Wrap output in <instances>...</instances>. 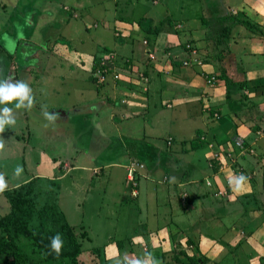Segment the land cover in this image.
Returning <instances> with one entry per match:
<instances>
[{"label":"rangeland","instance_id":"374dc122","mask_svg":"<svg viewBox=\"0 0 264 264\" xmlns=\"http://www.w3.org/2000/svg\"><path fill=\"white\" fill-rule=\"evenodd\" d=\"M12 1L17 0H0V19L1 13L8 10L2 7V3ZM99 1L97 0V5L93 8L97 15L104 14L108 17L115 3V12L119 21L129 23L132 19L136 20L144 15V18H151L153 26L160 29L173 26L171 22L179 18V6L182 5V14L185 13L190 19L191 34L199 35L204 32L208 35L225 31L229 33L228 28H235V21L244 18L241 14H230L229 10L225 9V5L228 4L225 0H156V3H152L151 0H116V2L103 0L104 9ZM6 6L8 7L7 4ZM107 17H104L105 21L99 19L98 25L91 23L89 28L80 30L81 41L76 46L86 48L85 52L92 50L96 55L98 53L103 56L104 51H99L97 48L98 35L102 37V43L105 46L117 49ZM102 26L104 28H101ZM178 31H174V39L177 42L188 37L182 27L178 28ZM187 31L189 34L190 31ZM204 43L205 46L209 44L207 49L211 48L214 46L213 37ZM120 49L124 50L121 47ZM206 50L201 52L206 53ZM201 52L198 58L204 61L207 58ZM116 54L117 60L121 61L119 58L122 53L116 50ZM84 56L86 58L84 69L76 68L73 72L64 69L62 74H66V79H62L63 83L52 78L55 85L62 86L54 88V94L46 99L38 98L36 101L33 93L36 90L31 85L34 83L25 81L33 96V106L30 110L26 108L27 101L22 108L16 107L18 103L16 100L0 104V113L4 108L11 109V116L15 120L12 125L6 124L4 130L0 132V141L3 142V149H0V175L3 176L7 185L5 190L0 192V217L9 210L7 192L33 178L30 196L33 199L34 209L42 204H54L63 212L68 224L81 242V251L76 256L75 263L64 259L35 264H132L133 261H140L141 264H149V261L151 264H248L252 257L253 260H257L260 251L254 244L259 245L260 236H257L258 239L250 240L248 229L242 226L230 228L225 234L224 227L216 230V224H211L217 215L213 216L206 208V204L201 207L202 203L195 194L192 196L193 204L187 215L188 225L193 230L188 231L189 233H179L174 230L172 236L174 235L179 242L176 244V240L173 241L170 250L159 249L162 250L160 252L154 248L147 233L142 212L139 213V209L142 210L139 203H142L143 191L153 192L152 187L155 185L158 188L168 187L174 194L175 191L186 186L185 189H189L185 179H190L191 176L197 181V185L205 190L207 198H211L213 203L218 202L215 199L220 196L212 194L213 184H215L212 178L216 177V180L219 178L217 174L212 175L208 172L209 167L206 166L205 161V154L209 149L203 146L196 148L193 153H185L175 148L177 144L171 147L165 145L169 135L173 137L172 142L176 143H178L177 138L180 137L184 138L183 142H187L191 133H200L195 137L203 139L205 133L197 113H202L199 109L202 102L208 103L202 95L212 89L208 88L200 71L207 72L208 67L192 64L193 66L187 68L192 73V84L190 83L185 91H180L179 95L182 96L183 103L179 106L176 99L172 98L170 99L172 104L169 107L164 102L156 104V108L149 105L146 114L123 119V122H129L134 126L131 127L133 133L127 136L124 132H116L115 126L110 122L105 121L103 124L99 119L105 113L109 114L110 109L103 102L97 103V94L92 91L95 90L94 84L91 85L93 89L88 85L90 81L87 79L89 75L86 67H88L89 56ZM16 62L19 63L18 60ZM178 64L181 65L180 60ZM105 66H110L109 59L105 60ZM1 67L3 66L0 64V83L6 85L7 82L2 78L3 68ZM213 73L215 74L216 71ZM19 74L25 73L19 71L18 78ZM231 75L234 80L241 78L238 73H231ZM72 76L78 77L77 80L73 81ZM83 78L88 81H83ZM10 83L15 84L11 80L8 81V84ZM216 83L217 80L214 85ZM234 83L227 86L228 92H237V85ZM222 88L219 89L223 91ZM178 91L176 88L175 92ZM118 99L116 103L119 104ZM94 105L101 106L97 109V113L94 111ZM245 105L241 104L239 99L230 100L228 105L225 103L221 105V116L227 119L232 118L233 115L228 109L231 108L241 111L242 116L245 117L252 112ZM44 111L55 115L56 119L51 122L46 120ZM257 144L256 148H258ZM130 156H133L134 159L131 160L134 162L139 163L137 160H143L144 171L147 168L153 170L149 172L152 179L150 180L152 182L148 183L150 190L147 189L148 184H146L148 178L138 177L136 199H131L129 184L125 179V169L118 164L127 162L126 157ZM109 162L118 163L102 168L103 172H108V182L102 184L101 189L98 190L97 187L101 183L97 184V176H106V173L101 172L100 167ZM75 164H80L84 168L69 169ZM17 166L22 169L19 175L16 174ZM98 173L101 174L98 175ZM176 179L181 180L178 182L182 183L181 186L178 184L180 187L176 186ZM205 180H209L211 186H206ZM222 184L221 181L218 182V186ZM176 195L178 197V194ZM178 203V207L182 210L187 208V204ZM217 210L219 211L217 206L213 205L212 212L217 213ZM195 212L201 214V217L197 218ZM227 215L228 217L224 219L226 225H229L234 219V212ZM159 222L165 224L167 218L161 217ZM34 224L35 221L30 223L32 226ZM188 234L197 241L194 247L186 241L189 239ZM3 237L5 235L0 227V239ZM14 241L21 250H28L29 246L23 237L17 236ZM111 244L115 245L119 251L116 255L107 252L106 258V246L109 247ZM9 251L10 247L6 252H0V264H17ZM172 254L178 256L181 262L173 260ZM190 257H193L196 262H189Z\"/></svg>","mask_w":264,"mask_h":264},{"label":"crops","instance_id":"0c3cea01","mask_svg":"<svg viewBox=\"0 0 264 264\" xmlns=\"http://www.w3.org/2000/svg\"><path fill=\"white\" fill-rule=\"evenodd\" d=\"M102 1L100 0L99 4L104 9L105 2ZM110 1L116 2V0ZM151 1L156 3V0ZM225 1L228 2L225 9H228L230 14H241L244 18L236 20L235 28H228L229 33L226 31L215 32L216 34L212 35H208L207 32L201 33V35L191 34L190 19L185 13L182 14V5L179 6V18L171 22L173 26L160 29L153 26L151 18H144V15L136 20L132 19V22L129 23L119 21L115 12V3L108 17L104 14L97 15L93 9L97 5V0H17L2 3V7L5 10L8 9L1 13L2 18L0 19L2 78L7 82L6 85L10 80L15 83L25 81L34 83L31 85L36 90L33 92L35 100L46 99L54 94V88L62 86L55 85L52 78L63 83L62 79H66V74H62L63 70L67 69L73 72L76 68L84 69L86 63L84 55H88L89 63L86 67L89 75L87 79L90 81L88 85L92 88L91 85L94 84L95 90L92 88V91L97 94V103L103 102L110 109L109 114L105 113L102 118H98L103 124L108 121L114 125L116 132H124L125 135L130 136L133 133L131 127L134 126L129 122H123V119L146 114L149 105L156 108V104L164 102L169 107L172 104L170 100L172 98L176 99L177 106L183 103L179 93L188 89L190 83L192 84V73L187 68L195 65L181 66L178 64V61L187 54L183 47L184 43H190L195 47L197 54H200L209 45L207 43L205 46L204 42L213 37L214 46L207 49L206 53L201 52L207 59L203 61L199 58L201 63L197 65H205L209 69L207 72L200 70L202 76L212 74L214 77L216 76L217 80V83L213 84L214 86L208 87L212 89L202 95V98H206L208 103L202 102L199 106L202 113H197V117L201 120L200 125L203 128V133H205L204 140L199 146L191 147L193 143L198 144L199 139L195 135L200 133L189 134L187 142H183L184 138H177L178 143L172 142L173 137L169 135L170 141L168 142L167 138L165 145L171 147L173 144H177L175 148L181 149L185 153H193L196 148L206 146L207 150L209 149L205 154L206 166L209 167L208 172L212 175L217 174V178H219L218 180L216 177L212 178L215 181L213 184L215 187H213L223 188L224 184L222 183L225 178H229L232 184L229 186L226 196L215 199L218 200L216 203H213L211 198H207L205 190L197 185V181L192 176L190 179H185L189 189H185L187 186L177 192L173 189L174 194L168 187L158 188L154 185L153 192L143 191L144 197L142 203H139L142 210L139 209V213L142 212L147 225V233L154 248L170 250V245L176 240L174 235L172 236L174 230L179 233L193 230L188 225L187 215L193 204L192 196L195 194L202 203L201 207L206 204V208L212 215H217L211 224H216V230L224 227L225 234L230 228L235 229L237 226H242L248 229L250 240L258 239L257 236H260L259 245L254 244L260 251L259 257L257 260H253L252 257L248 264H264V217L262 211L264 187L261 186V175L264 173V0ZM104 17H107L106 20L108 19L112 27L113 41L118 48L105 46L102 43V37L97 35L98 50L104 51V55L110 57L106 81L97 84L92 77V69L95 61L102 54L97 53L96 55L92 50L85 52L86 48L77 47L76 44L81 41L80 30L84 31L85 28H89L91 23L98 25L99 19L105 21ZM90 20L92 21L90 22ZM143 21L146 23L144 24ZM54 24H56L55 27ZM181 27L188 37L177 42L174 39V31H178V28ZM187 30L190 31L189 34ZM10 44L11 46H9ZM120 47L124 50H121ZM116 50L122 53L119 58L121 61L117 60ZM17 60L19 63L16 62ZM19 71H23L26 75L19 74L18 78ZM213 71L216 73L214 74ZM76 72L78 73L77 70ZM231 73H238L241 78L234 80ZM72 78L73 81H76L78 77L72 76ZM87 79L83 78L82 80L88 81ZM233 82L237 85V92H228L227 86ZM220 87H223V91L219 89ZM176 88L179 90L177 93L175 92ZM42 89L45 90L42 91ZM116 99L119 104L116 103ZM233 99H239V102L246 104L245 107H248V110L252 112L243 117L241 111L228 108L233 115L232 118L222 117L221 105L224 103L228 105L229 101ZM100 107L93 106L95 113ZM27 134L30 136L29 132ZM233 136L242 139L243 149L241 151L234 145ZM191 139H195V141L192 142ZM256 144L258 148L255 147ZM249 149L251 152L248 151ZM214 152L217 153L216 157H212ZM131 159H134L133 156L126 157L127 162H109L102 165L101 172L106 173V176L102 177L103 175L98 173L100 176H97V184H101L97 189L100 190L102 184L108 182V172H103V167L117 163L124 167L125 163ZM137 161L142 163V167L137 170V182L138 177H144L148 178L146 184L151 183L149 172L153 170L147 168L144 171L143 160ZM232 164L240 168L242 175L249 176L239 190L236 189V178L230 176L226 168ZM219 166L224 169L219 170ZM77 168L82 169L84 166L75 164L69 169ZM211 174L210 176H212ZM179 181L177 179L175 181L178 187L182 185L181 182L178 183ZM220 181L222 186H218ZM147 189H151L149 184ZM180 191H186L189 198L187 208L184 210L177 205L179 201L176 194H179ZM137 197L138 195L134 198ZM213 205L219 209L217 213L212 212ZM233 212L234 219L229 224L231 226L226 225L224 218L228 217V213ZM195 213L197 218L201 217V214ZM161 217L167 218L165 224L159 222ZM195 226L197 227L196 224ZM194 231L198 232V230ZM187 237L189 238L186 239L187 243L194 247L197 241L189 234ZM177 242L179 241L176 240V244ZM118 251V248L113 244L109 247L106 246V258L107 252L116 255ZM172 255L176 258L172 257L173 260L181 262L178 256ZM190 258L194 261L190 260L189 262H196L193 257Z\"/></svg>","mask_w":264,"mask_h":264},{"label":"trees","instance_id":"16d2710c","mask_svg":"<svg viewBox=\"0 0 264 264\" xmlns=\"http://www.w3.org/2000/svg\"><path fill=\"white\" fill-rule=\"evenodd\" d=\"M202 140L199 139L198 144L193 143L191 147L199 146ZM191 141L194 142L195 139ZM32 180L33 178L20 183L6 194L9 210L0 217V227L5 235L0 239V252H6L10 247L9 252L17 264H35L64 259L75 263V258L81 251L80 240L68 224L63 212L54 204H42L34 209L33 199L30 196ZM261 186L264 187V173L261 175ZM188 200L187 194L184 203L187 204ZM262 211L264 217V206ZM32 221H35L33 226L30 225ZM57 234H60L63 241L58 257L52 249V238ZM17 236L26 240L29 246L27 251L21 250L15 243L14 238Z\"/></svg>","mask_w":264,"mask_h":264},{"label":"built area","instance_id":"2783aa9c","mask_svg":"<svg viewBox=\"0 0 264 264\" xmlns=\"http://www.w3.org/2000/svg\"><path fill=\"white\" fill-rule=\"evenodd\" d=\"M184 50L186 51V56L184 58H182L180 60V63L182 66H189L192 64H197L199 65L201 63V60L198 58V54L197 51L195 49V47H193L190 43L185 42L184 43ZM110 59V57L108 55H104L102 57H99L93 66L92 69V77L94 79V81L97 84H102L104 83L106 76L108 74V67L105 66V60ZM205 78V83L208 87L212 86L214 84L215 81V77L214 75H204ZM122 101V100H121ZM168 142L170 141V138L167 139ZM234 145L237 147V149L239 151H241L243 149V141L240 137L238 136H233L232 138ZM249 152H251V150H248ZM229 155V154H228ZM217 153L214 152L212 157H216ZM210 165V163H209ZM142 167V163H138V162H134V161H129L126 166H124L125 169V179L129 184V195L134 198L138 195V187H137V170L139 168ZM227 170L229 171V175L233 176L234 178H236V180L241 177L244 176L242 175V173L240 172V168L237 165H229L228 167H226ZM219 170L224 169V167L219 166L218 167ZM247 178H249V176H244ZM205 185L206 186H211V183L209 180H205ZM223 188H212V194L215 196H226L227 192H228V188L229 186L232 184L229 178H225L224 183H223ZM187 196V192L185 191H180L178 194V200L181 203L185 202V198Z\"/></svg>","mask_w":264,"mask_h":264},{"label":"clouds","instance_id":"9594fccd","mask_svg":"<svg viewBox=\"0 0 264 264\" xmlns=\"http://www.w3.org/2000/svg\"><path fill=\"white\" fill-rule=\"evenodd\" d=\"M18 101L16 104L17 108L25 107L24 102L27 101L26 108L31 109L33 106V96L31 95V89L24 82H17L15 84H3L0 83V104L11 103L12 101ZM43 115L46 120L54 121L56 119L55 115L49 114L47 111L43 112ZM15 123L14 118L11 116V109L4 108L2 113H0V132L4 130V126L12 125ZM0 149H3V142L0 141ZM22 172V169L17 166L16 174L19 175ZM246 177L241 176L236 180V189L239 190ZM6 182L3 179V176L0 175V192H3L6 188ZM63 246V241L61 240L60 234H57L52 238V249L56 253L57 257L60 254V250ZM132 264H141L140 261H133ZM149 264L151 262L149 261Z\"/></svg>","mask_w":264,"mask_h":264}]
</instances>
